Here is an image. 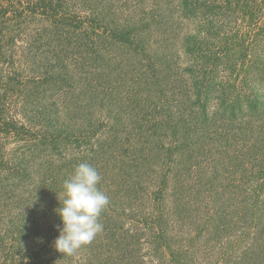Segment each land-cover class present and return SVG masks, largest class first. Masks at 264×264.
<instances>
[{
  "label": "trees",
  "instance_id": "obj_1",
  "mask_svg": "<svg viewBox=\"0 0 264 264\" xmlns=\"http://www.w3.org/2000/svg\"><path fill=\"white\" fill-rule=\"evenodd\" d=\"M0 264H264V0H0Z\"/></svg>",
  "mask_w": 264,
  "mask_h": 264
},
{
  "label": "clouds",
  "instance_id": "obj_2",
  "mask_svg": "<svg viewBox=\"0 0 264 264\" xmlns=\"http://www.w3.org/2000/svg\"><path fill=\"white\" fill-rule=\"evenodd\" d=\"M101 179L94 166L81 162L64 181L63 199L56 209L62 226H57L59 235L54 241L55 250L62 255H74L103 230L99 217L108 206L109 198L98 187Z\"/></svg>",
  "mask_w": 264,
  "mask_h": 264
}]
</instances>
